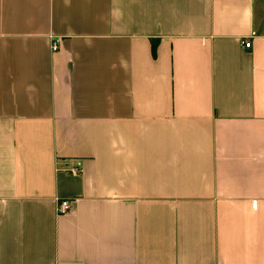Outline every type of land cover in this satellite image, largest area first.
Segmentation results:
<instances>
[{
    "label": "crops",
    "instance_id": "1",
    "mask_svg": "<svg viewBox=\"0 0 264 264\" xmlns=\"http://www.w3.org/2000/svg\"><path fill=\"white\" fill-rule=\"evenodd\" d=\"M0 264H264V0H0Z\"/></svg>",
    "mask_w": 264,
    "mask_h": 264
},
{
    "label": "built area",
    "instance_id": "2",
    "mask_svg": "<svg viewBox=\"0 0 264 264\" xmlns=\"http://www.w3.org/2000/svg\"><path fill=\"white\" fill-rule=\"evenodd\" d=\"M57 41L56 40H52V51H56L57 50ZM240 44L242 45V47L244 49H249L250 48V43L249 42H245V41H241ZM79 171L78 168H74L73 169V172L74 173H77ZM70 210V201H61L59 204H58V207H57V213L60 214V215H64L66 213H68Z\"/></svg>",
    "mask_w": 264,
    "mask_h": 264
}]
</instances>
